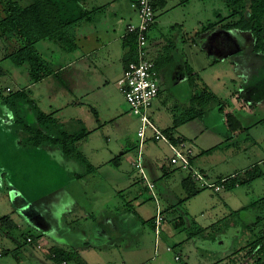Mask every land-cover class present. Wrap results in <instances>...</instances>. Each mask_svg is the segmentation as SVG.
I'll use <instances>...</instances> for the list:
<instances>
[{"label": "rangeland", "instance_id": "1", "mask_svg": "<svg viewBox=\"0 0 264 264\" xmlns=\"http://www.w3.org/2000/svg\"><path fill=\"white\" fill-rule=\"evenodd\" d=\"M7 1L0 0V18L3 16V4ZM16 1L23 5L31 2ZM131 1L99 0L101 4L96 7H102L103 11H97L95 16L99 18L103 12L115 11L120 6L131 10ZM228 12L222 0H192L190 4H177L169 12L159 9V21L163 25L153 31L154 48L148 55L160 66L161 93L151 109V115L160 128L172 127L174 119L189 109L195 95L207 96L209 93L222 99L228 110L236 112L250 128L240 135L236 145H221L231 134L227 126L216 122L218 126L214 134L207 131L213 125L210 121L197 120L204 132L199 136L201 143L216 147L210 163L222 173L232 172L233 168L242 172L255 164L264 169V164H261L264 160V54L255 53L242 34L228 32L218 41L216 37L220 28L216 32L202 31L203 26L219 20L220 16L227 17ZM241 44L243 46L239 47ZM17 45V42L0 38V59ZM47 45L57 44L50 41L37 44L55 69L68 66L69 60L81 54V48L73 52L59 48L52 55L53 51L51 48L47 50ZM117 45L122 47L120 40L109 44L104 51ZM118 47H115L116 51H119ZM120 49V54L127 55L126 50ZM235 50L237 52L233 53ZM115 57H119L116 52ZM187 60L193 62L191 68ZM0 65L8 71L0 77L2 95L8 96L9 89L14 93L27 86L31 91L29 97L35 104L48 114L54 112V117L61 124L69 125L70 131L87 129L89 135L81 141L80 148L97 167L94 174H86L84 165L77 160L65 159L58 150L49 151L48 146L35 148V152H24L27 157L22 159L19 149L24 145L17 142L23 140V130L14 122L17 114L0 99V218L10 216L18 225L10 230L0 225V252L3 251L0 264H54L50 247L67 249L72 245L70 249L76 250L74 242L80 241L83 230L86 231L82 242L97 246L108 244L107 248H97L79 256L80 262L87 261L85 264H232V261L239 262L244 258L243 254L235 255L237 249L259 233L264 234V202L260 201L264 198V177L235 189L234 209H242L258 199L261 204L240 211L239 216L229 217L234 209L224 204L223 197L229 192L224 189L217 191L208 187L179 205V201L186 197L181 182L191 173L186 169H172L175 168L170 162L173 153L164 141L148 140L142 147L141 166L155 184L153 197L140 169L133 166L140 151L139 121L130 113L118 86L122 69L116 70L109 80L112 93L109 107L104 95L94 96L89 102L83 97L84 92L80 96L69 92L67 70H58L57 76L31 84L27 66L17 68L10 60H2ZM116 65L122 68L121 62ZM85 72L84 78L89 77L93 84L106 79L92 64L85 68ZM205 87L206 91L203 90ZM237 97L248 105L241 106ZM76 98H80L81 103L72 112L68 106ZM218 104L214 101L209 106L214 108ZM117 107L120 119L116 122L112 117ZM20 111L29 122H35L30 110L23 107ZM122 123L128 127V133L124 131V135L122 127H126L118 126ZM176 131L188 136L190 141L197 140L188 123ZM125 150L131 154L134 163L123 158ZM116 158L121 159L119 168L111 163ZM17 159L26 166L20 168ZM202 159L208 158L202 156ZM165 165L173 171L169 177L164 176L162 167ZM77 173L84 174L83 178H74ZM116 203L123 209L115 211L113 206ZM158 205L163 209L176 207L167 213L160 233L150 225ZM81 206H91V217L84 215L86 210L83 208L72 213V219H67V214L74 209H82ZM106 210L115 211L118 218L107 219ZM53 212L57 219H51ZM186 212L183 229L176 228L173 223ZM258 216L263 218L262 223ZM192 219H197V223ZM213 221L219 223L209 230ZM247 225L254 231H248ZM201 226L208 230L203 231V235L190 238L192 232L199 233ZM57 227L60 228L57 230ZM27 235L33 236L35 242L28 243ZM58 242L65 245L60 246ZM38 243L44 244L39 246ZM14 251L19 252V260ZM176 256L180 259L177 260ZM69 264L78 262L73 260Z\"/></svg>", "mask_w": 264, "mask_h": 264}, {"label": "trees", "instance_id": "2", "mask_svg": "<svg viewBox=\"0 0 264 264\" xmlns=\"http://www.w3.org/2000/svg\"><path fill=\"white\" fill-rule=\"evenodd\" d=\"M30 1L31 2L27 5H23L16 0H8L3 4V16L0 18V38L11 43L17 42L18 45L10 49V51L8 50L4 53L3 58L0 59V64L2 60H10L17 68L27 66L30 83L35 84L41 82L42 80L48 77L55 75L57 76L58 74V70L55 69L47 61L45 56L38 49L37 44L42 41H50L57 44L60 48H64L68 52L76 51L79 48L78 29L85 24L92 23L94 21L97 11L103 10V8H89L87 6V0ZM158 1L159 0H153L155 12H157V8L158 6H160L158 5ZM190 1L191 0H179V4H187ZM222 1H224V3L226 4L230 13L228 12V16L225 18H222V16H220L219 20L215 22H210L207 25L203 26L202 31L216 32L217 28H220L221 30L217 31L218 37H216L218 41H220V37L223 38L228 32H231V34H242L245 39H248L247 41L253 47V51L255 53L264 54V0ZM132 3L135 5H139V0H133ZM160 3L161 7H163L167 4V0H161ZM133 8L135 9L137 14L136 7ZM217 16H219V14H217ZM154 25L155 23L152 27H154ZM137 44L138 35L136 32L125 33L123 45L124 48H128L127 55L124 59L125 68L131 61L137 60ZM238 46L240 47V45ZM241 46L243 45L241 44ZM235 52H237V50ZM153 62L155 63L156 70L159 71L160 66L158 61L153 60ZM7 72L8 71L0 65V77L6 75ZM206 89L207 87L203 88V90L205 91ZM8 92L10 93L8 96H4L0 92V99L3 104L12 108L17 114V118L14 119V122L17 125L20 124L23 130V140L17 142V144L20 143L24 145L22 149H19V151L22 152V159H25L27 157L24 152H35V148L42 149L40 147L48 146L47 149L49 151L53 152L54 150H58V152L65 159L77 160L79 163L84 165L86 174L95 173L97 167L87 159V157L84 155L80 148L81 141H85L89 135V131H87V129L83 128L79 131H70L69 125L61 124V122H59L57 118L54 117V112L48 114L37 104H35V102L29 97V92L31 91L27 86L23 89L20 88L14 93H12V89H9ZM160 93L161 90L159 87V93L157 98L160 97ZM239 98L237 97V101L240 103V105L246 107L248 103L245 102V100L241 101ZM125 101L128 105L130 113L134 115L130 104L127 102L126 99ZM214 101L219 102V104L215 107H218V109L225 114L226 125L231 135H240L249 130V127H247L243 123V121L240 119L236 112L232 110H228V112H225V110L228 109L227 105L224 104L222 99L211 93H209L207 96L195 95L191 99L192 104L190 105L189 109L183 114V116L174 119L173 126L170 128L160 129L158 127L151 115L152 107L149 111V117L153 120L155 126L158 127L164 134H166L174 143L178 142L179 140L186 141L184 138L175 137V130L179 126L188 123L192 120L203 119L205 114L211 107L209 105ZM23 107L26 111H31L33 119L35 118L34 123L29 122L27 116L20 111H23ZM138 121L139 126L137 128V131H139L141 125L139 119ZM148 132H150V134ZM148 140H153L155 142L161 141L156 139V133L153 129H148L146 133L145 143ZM215 149L216 147L202 151L201 155L211 154ZM124 154L125 152L123 153V157ZM138 157L139 152L137 154V162ZM195 158L196 156L192 155L189 157V160L192 168L197 169L193 165ZM171 159L170 162L172 163ZM137 162L134 163L135 165L133 166L138 167L136 165ZM17 163L18 165L20 164V168H24V166H26V163L19 161L18 159ZM111 163L117 168H119L122 164L121 159L117 158L112 160ZM261 164H264V160ZM172 166L175 167V169H173L174 171L178 169H184L182 165L173 164ZM162 169L165 173V177H169L173 172L169 170L166 165L163 166ZM141 174L143 175L142 172ZM74 176V178L80 179L83 178L84 174L77 173ZM262 177H264V169L260 167V164H255L246 169L245 171H238L229 177L221 178L218 181L214 182V184H223L224 190L232 191L239 186L249 185L253 181ZM181 183L184 190L186 191V197L182 198V201H179V205H181V202H186V200L198 195L200 191L208 189L207 186L200 187L189 175L185 177ZM147 189L149 188L147 187ZM211 189L215 190V188L212 187ZM260 201L263 203L264 198L260 199ZM260 201L258 199L246 205L242 209L232 210L229 217L239 216L240 211L244 209H249L251 208V206L255 207L260 204ZM171 208H173V210L176 209V207L174 206H169L167 209H163V212L165 213L166 217L167 213L170 211ZM186 214L188 213H184V215H181L179 217L178 221L173 223L176 228L179 229L184 226V217L186 216ZM155 219L156 214L154 218H152V221L150 223L153 230H155L156 227ZM258 220L261 223L263 222V218L259 216ZM192 221H194V223H197V219H192ZM216 223L212 222L208 229L211 230L213 227H215ZM0 225L1 227L4 226L9 230L18 226L16 222L11 220L10 216H4L0 218ZM206 228L207 227L204 228L201 226V228L197 231L199 233L196 234L192 232L189 237L193 238L197 235H203V231L208 230ZM246 228L248 231H254V228H252V226L247 225ZM28 238H31L32 241L35 240V238L31 235H27V241ZM50 250L51 259L57 264L67 263L73 260H76L79 264L83 263L79 260L80 255L77 250L68 251L62 248H51ZM1 253H3V251ZM18 253L19 252L14 251L15 257L19 260ZM240 254H243V260L239 262L235 260L234 263L232 261V264H264V234H262V232L259 233L254 239L248 241L245 246L237 249L235 255L239 256Z\"/></svg>", "mask_w": 264, "mask_h": 264}, {"label": "crops", "instance_id": "3", "mask_svg": "<svg viewBox=\"0 0 264 264\" xmlns=\"http://www.w3.org/2000/svg\"><path fill=\"white\" fill-rule=\"evenodd\" d=\"M160 1L161 0L158 1L159 2L158 5H160V6H158V8H157L155 25H154V27H152V29L149 33V52L151 51V49L153 50V48H154L152 46L153 43H152V36H151L153 31L156 30L159 25H163V23L162 22L160 23V21H159V16H158L159 9H161L162 11H165V12H169L170 10L175 9L177 7V4H179V0H167V4L163 7H161ZM132 2H133V0L130 3L131 10H126L120 6V8L115 9V11L113 10V11L103 12L104 14L101 15L99 18H98V16L97 17L95 16L94 21L92 23L85 24L78 29L79 48H81V54L79 56L74 57L72 60H69L68 66H66L64 68L57 69L60 71L61 70H67L66 71L67 72V84H68L69 92H71L73 94H77L79 96H80V93L82 94V92H84L85 94H83V97L87 98L89 102H91V100L94 96L104 95V99L106 100V102L108 103V106L110 107V102L112 99V93L110 92L111 82L109 80L112 78V74H115L116 70L122 69V75L124 73V69H125L124 59H125L126 55L123 56L122 54H120L122 52L120 48H122L123 50H126L128 52V48H124V45H123V40L125 38V33H126V27L129 23H133V22L137 21V14H136L135 9L132 6V4H133ZM190 3H192V0L190 2H188L187 4H190ZM100 4L101 3L99 2V0H87V6L89 8H95L96 6H100ZM159 34H161V33H159ZM117 40H120L121 44H122V47L120 45H117V46H119L118 47L119 51L115 50V47H117V46H115V47L113 46L112 48L108 49L107 51H104L105 47H107L111 43H115ZM196 41H194L195 44H197ZM240 47H242V46L240 45ZM50 48L53 51L52 55L56 52V49L60 50L59 49L60 47L58 45H47L46 49L48 50ZM38 49L40 50V47H38ZM115 52L119 54V57H117V59L115 57ZM233 53H236V52L233 51ZM118 59L120 61H118ZM119 62L122 63V68H119V66L116 65V63H119ZM191 63H193V62H191V60H187V65H189L190 68H191ZM89 64H92L98 70L99 74L106 76L105 81L102 82V79H100L96 83L93 84L92 79H90L89 77L84 78L85 74H86L85 68H87ZM122 75L119 77V79L122 77ZM118 82H119V80H118ZM57 83H55V85ZM80 103H81L80 98H76L74 100V102L72 101L69 103L68 108L72 112H75V110L78 108ZM118 109L119 108L117 107L116 110H114L115 112H114V115L112 117V120L116 121V122L118 119H120V117L118 116V113H119ZM151 112H152V110H151ZM225 112H228V109H226ZM152 118H153V115H152ZM204 119L210 121L211 124H213V125H210L208 127L207 131L210 133L215 134V130H216L215 128H217V126H218V123H216V122H219V123L222 122L225 126H227L226 120H225V114L222 113L216 107H214V108H210L207 111V113L205 114L203 119H195V120L188 122L189 127H191L193 129V132H192L193 135L197 136L196 141H190L188 136L183 135L182 132L176 131L174 133V135H175V137L184 138L187 142H189V141L191 142V145L194 146V151H195L194 156H196V158L194 159L193 165L195 166V168H197L198 170L203 172L204 175H206L207 180L212 183V182L218 181L221 178L229 177V176L235 174L236 172H238L239 170H236L235 168H233L232 172H229V173L218 172L214 169L213 165L210 163V160H212L210 158H212L213 153L207 154V155H201L202 151L208 150L212 147V145L211 146H206V145L204 146L199 139L200 134H203L204 132H202L203 130L202 131L200 130L199 125L197 123L198 122L197 120L203 121ZM153 120H154V118H153ZM122 124H124V123H122ZM122 124H118V126L119 127H122V126L126 127V129H123V127H122V131H123L122 135H124L125 133H128V127L126 124H124V125H122ZM185 124H187V123H185ZM158 127L160 128L159 125H158ZM160 129H162V128H160ZM124 131H125V133H124ZM240 135L229 134V136H226V139H225L227 141L225 143L222 142L220 144L223 145V144L227 143L226 145H230V144L236 145L238 143L237 140L239 139ZM127 147H130V146H127ZM202 156H207L208 159L203 160ZM123 158L129 159L132 161L131 154L126 150H125V154H124ZM206 161H208V163H206ZM132 163H134V160L132 161ZM172 167H174V166H172ZM172 169H175V168H172ZM180 171H184V170L180 169ZM235 189H238V187ZM235 189L232 191H229L228 194L225 197H223L224 201H226L224 204L231 209L232 208L234 209V206H233L234 202L233 201H235V199L233 198V196H234V193L237 194ZM115 205L116 206H113L115 208V211H118L122 208L121 206L118 205V203H116ZM83 208L84 207H82V209L72 210L69 214H67V219H70V218L72 219V217H73L72 213H77L78 211L83 210ZM84 209L86 210L84 215L91 217V215H92L91 206L88 208L86 207ZM238 209H239V207L238 208L236 207L234 210H238ZM115 211H112V210L107 211L106 212L107 213L106 214L107 219L118 218V216H116V214H115ZM80 214L83 215V212H81ZM52 218L57 219L56 214L54 212L51 216V219ZM42 219H44V218H42ZM44 222H45V220H44ZM52 223H55V222L52 221ZM59 228L60 227H57V230ZM85 231L86 230L81 231L83 233L82 234L83 236H84ZM164 232H165V230H164ZM134 235L135 234H133L132 236H134ZM82 237L80 238V241L74 242V244L76 246V250L80 256L83 254L85 255L89 251L95 250L97 248H99V249L103 248V247L107 248V246H108V244H105L104 246L103 245L97 246L94 244H90L87 241L82 242V239H83ZM75 239H77V238H75ZM129 240H131V238H129ZM33 242H35V240H33L29 243H33ZM55 242H57V241H55ZM38 244L40 246V245H43L44 243H38ZM58 244H59V242H58ZM67 244L68 243H66V245ZM61 245H65V244H61ZM71 247H72V245L70 246V248ZM50 248H53V247L51 246ZM70 248H67L65 250H68V249L71 250ZM62 249H64V248H62ZM85 263H87V261L83 262L82 264H85ZM46 264H48V263H46ZM54 264H57V263L54 262ZM62 264H69V262L62 263Z\"/></svg>", "mask_w": 264, "mask_h": 264}, {"label": "built area", "instance_id": "4", "mask_svg": "<svg viewBox=\"0 0 264 264\" xmlns=\"http://www.w3.org/2000/svg\"><path fill=\"white\" fill-rule=\"evenodd\" d=\"M133 7L137 9V21L128 25L126 33L136 32L138 35L137 60L131 61L128 64L118 83L134 115L141 122L138 131L140 136V151L136 165L143 173L145 184L154 197L155 184L150 181L141 166L142 147L145 144L146 133L148 129H153L156 133V139L164 141L170 146L173 153L171 159L172 164L182 165L184 169L189 170L192 179L202 187H212L217 191L224 189L223 184L215 185L209 182L200 170L192 168L189 157L195 153L193 145L184 140H179L174 143L166 134L155 126L153 120L149 117V111L159 93V71L156 70L153 60L148 58L149 33L156 21V12L153 6V0H139V5L133 4ZM165 220L166 215L163 212V208L158 205L156 209L155 232L160 233L159 230ZM28 241L31 242L32 239L28 238ZM168 249L171 248L169 247ZM176 259L178 260L180 257L176 256Z\"/></svg>", "mask_w": 264, "mask_h": 264}]
</instances>
